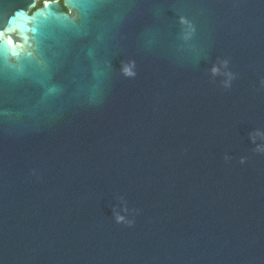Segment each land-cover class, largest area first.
Masks as SVG:
<instances>
[{
  "label": "water",
  "instance_id": "95a60500",
  "mask_svg": "<svg viewBox=\"0 0 264 264\" xmlns=\"http://www.w3.org/2000/svg\"><path fill=\"white\" fill-rule=\"evenodd\" d=\"M62 3L0 0L13 42H38L33 58L0 59L5 264H264V156L247 141L264 126V5ZM217 57L238 74L229 91L207 76ZM116 195L134 227L112 222Z\"/></svg>",
  "mask_w": 264,
  "mask_h": 264
},
{
  "label": "clouds",
  "instance_id": "9594fccd",
  "mask_svg": "<svg viewBox=\"0 0 264 264\" xmlns=\"http://www.w3.org/2000/svg\"><path fill=\"white\" fill-rule=\"evenodd\" d=\"M47 3V0H45ZM260 5H264V0H258ZM69 17H73L71 13ZM43 18V19H47ZM74 18V17H73ZM63 19L68 20V17ZM176 25L179 28V39L186 45L192 46L196 44L198 26L187 14H179L176 18ZM10 33H17L15 30L8 31V18L0 16V59L5 64L11 67L10 61H20L22 59L33 58L38 50V42L29 37H22L23 42L14 43ZM121 75L125 79H135L137 77V67L134 61H130L121 66ZM207 76L211 82L219 83V87L224 91L232 89L234 82L238 78V74L232 70L231 59L229 57H217L210 63L207 69ZM259 89H264V78L259 80ZM258 89V90H259ZM247 141L252 146L251 152L256 155L264 156V126L256 125L250 127L247 131ZM231 159L227 154L224 160L227 162ZM239 164L245 165L247 157L241 156ZM114 203L111 206V219L116 225H122L127 228L134 227L135 216L138 214V209L130 208L127 199L123 195H116ZM0 264H5V261L0 257Z\"/></svg>",
  "mask_w": 264,
  "mask_h": 264
},
{
  "label": "flooded vegetation",
  "instance_id": "af4514ba",
  "mask_svg": "<svg viewBox=\"0 0 264 264\" xmlns=\"http://www.w3.org/2000/svg\"><path fill=\"white\" fill-rule=\"evenodd\" d=\"M57 1H58L59 5L64 9V11L67 12V10L63 7L62 0H57ZM42 5H43V2H42V1H37L35 7L32 8V9H30V10L28 11V14L30 15V14H32L33 11H35L36 9H40V8L42 7Z\"/></svg>",
  "mask_w": 264,
  "mask_h": 264
}]
</instances>
